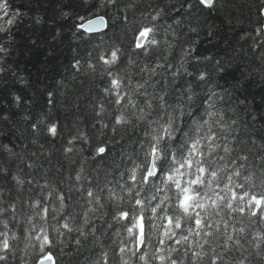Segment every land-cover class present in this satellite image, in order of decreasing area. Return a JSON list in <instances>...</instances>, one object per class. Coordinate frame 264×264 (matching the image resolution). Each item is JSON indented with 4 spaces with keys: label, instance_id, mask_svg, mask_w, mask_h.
Returning <instances> with one entry per match:
<instances>
[{
    "label": "snow or ice",
    "instance_id": "1",
    "mask_svg": "<svg viewBox=\"0 0 264 264\" xmlns=\"http://www.w3.org/2000/svg\"><path fill=\"white\" fill-rule=\"evenodd\" d=\"M129 7L121 16L126 28ZM215 7L216 0H189V15L163 25V9L142 14L143 22L127 29L128 51L119 44L104 48L103 40L88 51V72L104 81L86 109L94 135L77 115L57 148L51 142L62 138L59 120L45 112L22 117L32 121L30 143L39 151L23 140L20 152L0 145V264L17 253L20 264H60L69 244L83 255L81 264H113V258L118 264H264V124L256 126L254 106L237 94L239 81L220 84L228 64L199 56L189 63L195 46L186 37L200 31L192 10ZM257 13V26L240 39L251 40L261 65L253 71L264 73V0ZM25 15L0 0V20L9 26ZM111 23L99 14L78 16L75 35L106 36ZM13 40L9 34L7 42ZM178 47L177 64L171 58ZM9 55L0 43V74L8 71L2 62ZM71 68L79 72L81 60ZM47 96L53 105L54 94ZM12 99L23 102L16 93ZM72 107L79 113V97ZM54 153L61 159L54 162ZM249 225L257 226L251 238Z\"/></svg>",
    "mask_w": 264,
    "mask_h": 264
},
{
    "label": "trees",
    "instance_id": "2",
    "mask_svg": "<svg viewBox=\"0 0 264 264\" xmlns=\"http://www.w3.org/2000/svg\"><path fill=\"white\" fill-rule=\"evenodd\" d=\"M104 2L105 0H31V3L27 4L26 0H11L13 7H22L27 15L12 26H9L6 20H0V27L6 30L0 32V43H5L10 49V55L5 58L6 62H2L8 71L0 74V115L9 116L8 121L0 119V145H9L20 152L18 145L23 140L31 151L38 152V147L30 143L29 125L32 121H24L22 117L25 114L36 116L41 112L48 113L51 119L60 121L62 138L51 142L56 144L57 148L66 142L77 115L82 118L80 126L86 127L90 136L94 135L95 129L91 127L92 114L86 109L92 98L98 95L96 86L102 85L104 81L98 77L93 80L88 72V51L102 40L104 48L119 44L128 51L132 33L127 29H134L143 22L142 14L147 15L163 9L159 21L162 25L165 22L172 23L178 16L189 15L186 11L189 0H122L119 7L102 6ZM129 4L132 7L127 9L126 28L121 22V16L124 15V6ZM259 4L260 0H216L214 11L193 9L199 17L200 31L186 37L195 46L190 65L195 62L197 56L211 57L229 65L227 74L220 78L219 82L224 87H232L239 81L237 94L241 95V98L246 96L254 106L251 115L257 118V127L264 124V119H261V113H264V104H261L264 100V73L253 71L261 65L251 55V40H241L240 37L245 32H252L257 26L260 20L257 13ZM181 5H185V8H181ZM174 9L180 11L176 12ZM94 14L103 15L110 20V30L103 37L97 35L79 39L75 35L76 18ZM37 17L40 18L39 23H36ZM195 23L193 19V24ZM185 30L181 29V32ZM210 30L211 36L208 35ZM9 34L14 37L11 43L7 42ZM95 54L93 52L94 56ZM157 54L154 52L148 59H153ZM180 56L181 50L178 47L171 59L178 64ZM76 59L81 60L79 72L71 68ZM205 63L207 62L202 60L201 66ZM13 72L16 73L15 76ZM20 76L24 77L26 83L19 82ZM48 92L55 96L51 106L47 104ZM13 93L22 97L21 104H15ZM77 97L79 113L72 107ZM121 135L123 132L117 134L114 139L119 141ZM41 142L44 140L41 139ZM128 150L132 149L129 147ZM119 151L120 144H116L113 152L117 154V158ZM86 155L90 153L86 152ZM52 158L54 162L61 159L59 153H54ZM3 159L4 154L0 153V160ZM28 171L25 167V174ZM245 223L249 222L245 220ZM256 228V225H249V238ZM22 246L21 243L20 247ZM64 253L60 264H81L83 255L75 254L73 245L69 244ZM70 253L72 255H69ZM7 264H20L19 253L15 261L9 260ZM113 264H118L117 258H113Z\"/></svg>",
    "mask_w": 264,
    "mask_h": 264
}]
</instances>
